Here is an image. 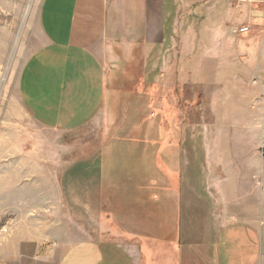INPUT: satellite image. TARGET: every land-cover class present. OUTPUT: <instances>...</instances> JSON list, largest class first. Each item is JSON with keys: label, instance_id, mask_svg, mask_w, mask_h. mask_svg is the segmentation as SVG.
Returning a JSON list of instances; mask_svg holds the SVG:
<instances>
[{"label": "rangeland", "instance_id": "rangeland-1", "mask_svg": "<svg viewBox=\"0 0 264 264\" xmlns=\"http://www.w3.org/2000/svg\"><path fill=\"white\" fill-rule=\"evenodd\" d=\"M41 1L0 0V262L48 264L60 243L94 239L104 264L112 257L132 264L115 244L128 233L170 234L181 195L167 169L185 166L184 146L201 134L197 117L208 150L232 154L249 166L252 180L264 179V0H191L179 33L191 35L185 43L191 55L208 57L176 69L168 49L179 43L153 45V53L151 40L116 44L112 51L120 47L123 57L102 58L108 80L102 117L61 131L29 117L17 93L24 63L43 44ZM222 19L235 22L232 40L221 36L215 45L204 31ZM235 39L257 50L246 65L235 55ZM192 259L187 255V264H198Z\"/></svg>", "mask_w": 264, "mask_h": 264}, {"label": "crops", "instance_id": "crops-1", "mask_svg": "<svg viewBox=\"0 0 264 264\" xmlns=\"http://www.w3.org/2000/svg\"><path fill=\"white\" fill-rule=\"evenodd\" d=\"M189 4L191 0H42L38 26L43 44L26 60L18 79L22 108L40 126L55 131L76 128L102 117L108 91L102 58H122L119 46L112 51L116 44L142 45L151 40L153 53V45L158 48L162 42L179 43L178 50L174 51L173 46L168 49L175 69L191 58H207V51L201 54L198 50L191 55L185 45L191 35L185 30L179 33ZM216 23L204 31V37L216 40L215 45L221 43V36L231 42L235 22L222 19ZM218 23L225 26V32L216 29ZM189 28L187 25L186 30ZM253 38L254 42L259 39ZM233 44L243 65L257 51L255 46L246 48L237 39ZM195 121L201 134L189 136L188 145L184 146L185 166L179 173L174 166L167 169L173 189L181 195L177 209L166 199L175 218L170 234L155 238L128 233L115 244L116 249L127 254L132 264H187L190 254L192 262L196 259L198 264H264V179L252 180L249 166L240 164L232 154L208 150L199 124L201 117ZM195 154L198 159L193 161ZM194 203L200 207L195 208ZM194 222L196 229L191 228ZM245 236L250 244L243 242ZM239 240L240 245L236 242ZM98 242H62L48 264H104ZM230 254L237 256L232 258ZM115 261L116 257H112L108 264H116Z\"/></svg>", "mask_w": 264, "mask_h": 264}, {"label": "built area", "instance_id": "built-area-1", "mask_svg": "<svg viewBox=\"0 0 264 264\" xmlns=\"http://www.w3.org/2000/svg\"><path fill=\"white\" fill-rule=\"evenodd\" d=\"M245 29H247V27ZM0 264H4V263L3 262H0Z\"/></svg>", "mask_w": 264, "mask_h": 264}]
</instances>
